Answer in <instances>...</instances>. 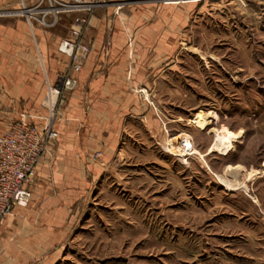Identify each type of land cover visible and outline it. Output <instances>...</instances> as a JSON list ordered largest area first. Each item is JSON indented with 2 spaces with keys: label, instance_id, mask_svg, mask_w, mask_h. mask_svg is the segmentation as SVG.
Masks as SVG:
<instances>
[{
  "label": "rangeland",
  "instance_id": "374dc122",
  "mask_svg": "<svg viewBox=\"0 0 264 264\" xmlns=\"http://www.w3.org/2000/svg\"><path fill=\"white\" fill-rule=\"evenodd\" d=\"M171 5L164 62L123 115L131 135L76 192L47 264H264V0Z\"/></svg>",
  "mask_w": 264,
  "mask_h": 264
},
{
  "label": "crops",
  "instance_id": "0c3cea01",
  "mask_svg": "<svg viewBox=\"0 0 264 264\" xmlns=\"http://www.w3.org/2000/svg\"><path fill=\"white\" fill-rule=\"evenodd\" d=\"M38 2L0 0V134L21 117L43 123L40 109L59 79L64 117L38 164L30 200L16 205L0 229V264L48 263L76 192L89 188L88 174L103 172L116 144L131 135L123 115L130 119L137 110L133 91L147 90L155 61L162 59H155L153 48L169 47L171 11L182 7L171 5L181 0H99L87 14L89 23L81 25L76 17L85 13L63 16L47 12L49 2L36 8ZM76 35L90 48L78 71L59 50L61 38ZM144 115L146 127L152 126ZM98 149L102 155L95 162L91 152Z\"/></svg>",
  "mask_w": 264,
  "mask_h": 264
},
{
  "label": "built area",
  "instance_id": "2783aa9c",
  "mask_svg": "<svg viewBox=\"0 0 264 264\" xmlns=\"http://www.w3.org/2000/svg\"><path fill=\"white\" fill-rule=\"evenodd\" d=\"M47 2L50 3L47 12L52 9L55 13H85L76 17V22L81 25L88 23L87 14L97 4V0H39L36 8ZM59 50L72 57L71 66L78 71L90 48L76 35L61 38ZM62 95V87L55 85L50 88L46 104L50 115L43 123L30 122L21 117L0 134V229L16 205L27 204L30 200L29 186L38 164L59 136L55 127V112Z\"/></svg>",
  "mask_w": 264,
  "mask_h": 264
},
{
  "label": "bare ground",
  "instance_id": "6f19581e",
  "mask_svg": "<svg viewBox=\"0 0 264 264\" xmlns=\"http://www.w3.org/2000/svg\"><path fill=\"white\" fill-rule=\"evenodd\" d=\"M202 122V125H205V124H209L210 123V120L209 119H206L205 121H201ZM185 137V142L182 141L184 147L186 146V148H188L189 150H192L193 149V145H192V141L190 138H186V136L184 135V133H180L176 138H184ZM174 148L176 150L179 149V147L177 145H174ZM186 150V149H185Z\"/></svg>",
  "mask_w": 264,
  "mask_h": 264
}]
</instances>
